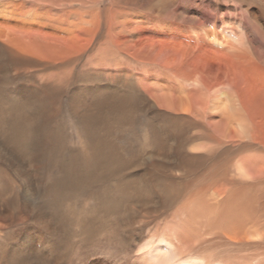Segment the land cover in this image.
I'll return each mask as SVG.
<instances>
[{"label": "bare ground", "instance_id": "bare-ground-1", "mask_svg": "<svg viewBox=\"0 0 264 264\" xmlns=\"http://www.w3.org/2000/svg\"><path fill=\"white\" fill-rule=\"evenodd\" d=\"M135 106L156 109L177 129L184 123L200 129L173 143L178 171L185 177L195 169L190 150L203 139L219 161L206 178L214 199L226 201L216 205L227 223L223 235L231 242L259 240L264 264V0H0V152L21 175H33L23 180L35 191L43 189L36 180L41 167L32 170L18 151L43 157L41 139L54 137L63 108L80 118L87 152L98 157L111 147L98 141L106 119L120 123ZM153 138L164 148V137L155 131ZM223 157L237 167L223 171ZM88 163L80 162V180ZM242 179L260 188L262 214L240 192ZM221 182H229L228 190ZM4 237L0 252L9 264L41 262L32 233L13 243ZM145 247L136 264H206L182 257L179 244L163 236Z\"/></svg>", "mask_w": 264, "mask_h": 264}, {"label": "rangeland", "instance_id": "rangeland-1", "mask_svg": "<svg viewBox=\"0 0 264 264\" xmlns=\"http://www.w3.org/2000/svg\"><path fill=\"white\" fill-rule=\"evenodd\" d=\"M191 1L196 0L178 3ZM106 121L108 128L99 132L98 141L110 142L111 147L98 157L87 152L86 129L69 108H63L53 122L59 134L42 137L43 157L33 160L23 147L19 149L25 165L32 170L41 167L36 179L43 185L40 191H35L32 181L23 180L33 175H21L14 168L15 161L0 152V235L13 243L19 235L32 233L42 251L38 264H136L146 253V244H157L162 236L176 241L184 258H198L206 264H263L259 240L231 242L223 235L227 223L218 211L226 201L214 199L206 178L209 167L214 169L219 161L201 146L203 139L190 150L195 169L185 177L178 171L183 167L173 143L186 135L197 136L200 129L185 123L177 129V123L164 121L156 109L147 106L122 113L120 123ZM155 131L167 141L162 149L154 143ZM82 161H89L90 171L80 180ZM221 161L223 171L229 170L230 163L231 168L237 167L227 157ZM169 169L174 171L172 178ZM244 183L238 186L240 192L250 197L248 201L258 202L260 188L250 180ZM229 185L219 183L227 190ZM122 197L126 199L122 205L110 204ZM254 207L262 214L260 204ZM0 243L1 251L5 245ZM9 259L0 252V264H9Z\"/></svg>", "mask_w": 264, "mask_h": 264}]
</instances>
